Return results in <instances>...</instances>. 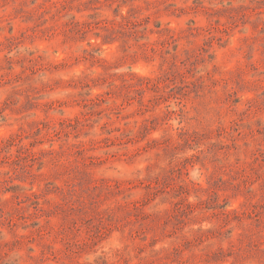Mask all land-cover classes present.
I'll return each mask as SVG.
<instances>
[{
	"label": "rangeland",
	"instance_id": "374dc122",
	"mask_svg": "<svg viewBox=\"0 0 264 264\" xmlns=\"http://www.w3.org/2000/svg\"><path fill=\"white\" fill-rule=\"evenodd\" d=\"M0 264H264V0H0Z\"/></svg>",
	"mask_w": 264,
	"mask_h": 264
}]
</instances>
